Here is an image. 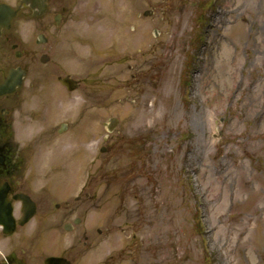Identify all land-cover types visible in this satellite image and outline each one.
Masks as SVG:
<instances>
[{
	"label": "rangeland",
	"instance_id": "374dc122",
	"mask_svg": "<svg viewBox=\"0 0 264 264\" xmlns=\"http://www.w3.org/2000/svg\"><path fill=\"white\" fill-rule=\"evenodd\" d=\"M62 6L17 94L16 178L80 195L121 264H264V0Z\"/></svg>",
	"mask_w": 264,
	"mask_h": 264
},
{
	"label": "flooded vegetation",
	"instance_id": "af4514ba",
	"mask_svg": "<svg viewBox=\"0 0 264 264\" xmlns=\"http://www.w3.org/2000/svg\"><path fill=\"white\" fill-rule=\"evenodd\" d=\"M62 4L63 0H0V84L11 69L23 71L26 78L33 66L50 64L53 43L48 31L65 23L68 11ZM17 91L0 95V187H7L6 201L16 224L12 234H4L0 227V264L126 262L122 257L124 250L114 252L108 239L97 238L103 232L95 222L85 225L80 195L69 190L58 192L51 181L40 185L36 178H16L15 113L20 102ZM17 195L28 197V214L34 210L23 225L22 204L15 199ZM84 198L90 203L89 210L93 208V196L86 193ZM103 223L107 225L106 221ZM132 252L135 251L128 254L133 255ZM50 259L54 260L48 263Z\"/></svg>",
	"mask_w": 264,
	"mask_h": 264
},
{
	"label": "water",
	"instance_id": "95a60500",
	"mask_svg": "<svg viewBox=\"0 0 264 264\" xmlns=\"http://www.w3.org/2000/svg\"><path fill=\"white\" fill-rule=\"evenodd\" d=\"M145 16L147 13L144 14ZM22 74L16 71H10L8 77L5 82L0 85V94H9L14 91L16 86H20L22 80ZM60 83L67 87L69 91H72L76 88V83L69 78L59 79ZM114 120H111L108 129L112 131L114 129ZM6 188H0V224L4 228L5 233H10L14 230V220L12 218L11 209L9 205L6 203ZM17 199H20L23 204L22 212L25 215L26 219H28V199L23 196H18Z\"/></svg>",
	"mask_w": 264,
	"mask_h": 264
}]
</instances>
